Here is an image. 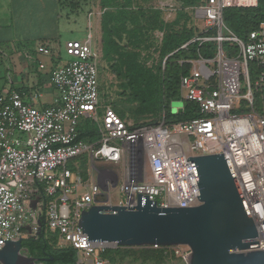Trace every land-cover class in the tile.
<instances>
[{"label": "built area", "instance_id": "2783aa9c", "mask_svg": "<svg viewBox=\"0 0 264 264\" xmlns=\"http://www.w3.org/2000/svg\"><path fill=\"white\" fill-rule=\"evenodd\" d=\"M155 5L164 11L165 21L174 18L179 6L177 0H158ZM256 5L257 0H202L188 8L193 20L203 19L202 27L196 26L200 34L180 48L195 41L216 43L212 56L187 60L189 72L180 78L181 111L183 101L195 103L198 110V116L188 120L131 125L107 107L99 138L91 142L78 138L79 118L96 120L99 102L100 51L90 32L85 41L67 40L68 58L49 70V82L60 93L49 106L26 101L20 91L1 93L0 249L7 241L38 234L39 222H44L50 233L57 234L58 246L65 247L64 242L77 250V264H109L101 256L107 244L87 240L77 217L81 209L96 204V198L105 196L111 203L110 187L117 174L97 169L95 178L83 180L67 167L68 161L85 154L91 168L97 161L123 162L125 176L119 185L123 199L111 204H135L138 193L160 207H188L200 203V193L191 160L186 159L223 154L247 203L256 232L253 241L258 240V246L245 251H264V114L254 110L252 91L253 85L264 84V23L240 38L222 19L226 7ZM162 35L155 31L157 43ZM225 41L235 46L233 52L223 50ZM142 161L148 180L140 178ZM150 247H166L165 253L184 260L190 255L186 245Z\"/></svg>", "mask_w": 264, "mask_h": 264}, {"label": "trees", "instance_id": "16d2710c", "mask_svg": "<svg viewBox=\"0 0 264 264\" xmlns=\"http://www.w3.org/2000/svg\"><path fill=\"white\" fill-rule=\"evenodd\" d=\"M60 4L77 9L76 0H57ZM147 1V0H146ZM178 8L171 21L164 20V11L155 4L141 0H99L100 39L98 43L100 61H103L118 80L120 92L133 106L130 113L137 119L148 117L147 124L161 120L164 123L185 121L198 116L197 105L183 101V111L173 112L171 103L181 99L180 78L189 72L191 64L187 61L198 57H210L216 49L214 41L191 42L180 46L200 30L194 25L193 15L188 8L198 6L202 0H177ZM225 25L238 37L245 38L248 32L264 23V0H257L255 7H226L222 11ZM155 31H162V39L157 43ZM210 33H214L211 31ZM223 50L229 54L235 46L230 42L222 43ZM151 60L149 64L148 61ZM182 61V62H181ZM256 78V71L251 79ZM253 108L264 114V84L253 85ZM100 94V87H99ZM124 99V100H125ZM245 104V101H242ZM122 113L124 107L112 106ZM144 123V124H146ZM78 138L95 141L99 138V127L78 128ZM80 158L82 157L79 156ZM78 158V157H77ZM78 171L83 180L88 179L87 158L83 155ZM43 220V219H42ZM56 233H46V225L35 239L24 238L22 247L28 256L47 252L53 261L45 264H77V250L58 246ZM166 247H115L106 249L101 256L117 261L126 257L133 260L164 262L168 252Z\"/></svg>", "mask_w": 264, "mask_h": 264}, {"label": "water", "instance_id": "95a60500", "mask_svg": "<svg viewBox=\"0 0 264 264\" xmlns=\"http://www.w3.org/2000/svg\"><path fill=\"white\" fill-rule=\"evenodd\" d=\"M187 160L198 183L199 204L160 207L137 193L136 203L129 206L108 203L103 196L81 209L77 217L81 232L87 240L109 248L186 245L190 249L186 264H264V251H245L258 246V240L253 241L250 212L228 159L205 154ZM22 242L23 238L7 241L0 249V263L38 264L39 259L22 252Z\"/></svg>", "mask_w": 264, "mask_h": 264}, {"label": "rangeland", "instance_id": "374dc122", "mask_svg": "<svg viewBox=\"0 0 264 264\" xmlns=\"http://www.w3.org/2000/svg\"><path fill=\"white\" fill-rule=\"evenodd\" d=\"M141 1L152 4L158 3V0ZM76 2L78 3L77 9L71 10L69 5L60 4L57 0H0V3L4 5V10L6 11V14H3L4 11L3 9L1 10L0 25H8L9 28V41H6L0 46V94L6 92L1 91L3 87L10 88L11 86V80L15 72L13 63L16 61V58L14 55L19 52L18 50L25 52L27 55L28 59L26 61L31 70L39 67L35 60L40 53L38 47L43 41L38 36L50 33L51 36L57 38L56 43L53 40L49 44L53 47V54L57 56L59 63L68 58L64 51V45L67 40L75 39L85 41L90 32L92 35V44L98 47L100 39L99 0H76ZM202 21V18L195 19V26L202 27ZM98 53L100 54V52ZM98 69L100 94L95 113L97 119L94 120L92 117L81 116L78 121V128L90 129L99 126L102 122L104 110L107 107L112 108L114 104L119 107H124L122 113L116 109L114 111L120 118L129 122L131 125L148 122V117L137 119L130 113L129 109H131L133 104L129 100H126L124 96L118 95L120 92L118 80H116L108 66L103 61H100V59H98ZM181 105L182 100L171 103L172 108H178ZM83 140L88 141L87 139ZM84 156L87 158L88 181L96 177L98 173L97 169L114 171L117 177L114 179L115 186L110 187V202L117 203L119 200H122L123 194L120 192L119 185L125 176L124 163L97 161L95 162V168H91L89 157L85 154ZM82 157L68 161L67 167L80 169L82 166ZM138 170L140 171V178L142 180L149 179L145 161L140 163ZM46 233H49L47 228ZM62 244L67 246L64 242ZM24 254L27 253L24 252ZM186 261L169 252L164 262L160 264H186ZM109 262L110 264H154L151 261L143 262L141 260H133L130 257L117 261L113 259L109 260Z\"/></svg>", "mask_w": 264, "mask_h": 264}, {"label": "crops", "instance_id": "0c3cea01", "mask_svg": "<svg viewBox=\"0 0 264 264\" xmlns=\"http://www.w3.org/2000/svg\"><path fill=\"white\" fill-rule=\"evenodd\" d=\"M4 8V5L0 3V14L2 9L3 14H6ZM8 29V25H0V46L9 41ZM38 37L43 41L38 47L40 53L35 60L39 67L31 70L26 61L28 59L27 55L25 52L18 50L19 52L14 55L16 58L13 63L15 72L13 73L11 86L10 88L3 87L1 91H20L26 101H32L38 107H46L56 97H60V93L49 82V70L59 64L57 56L53 54V47L49 43L53 40L56 43L57 38L51 36L50 33ZM40 48L42 50H39ZM108 263L110 264L109 261Z\"/></svg>", "mask_w": 264, "mask_h": 264}, {"label": "flooded vegetation", "instance_id": "af4514ba", "mask_svg": "<svg viewBox=\"0 0 264 264\" xmlns=\"http://www.w3.org/2000/svg\"><path fill=\"white\" fill-rule=\"evenodd\" d=\"M38 235H39V233L38 234H35V235L30 234V235L27 236V238L35 239ZM22 252L24 253V252H26V250L23 248ZM34 257L37 258V259H39L38 264L39 263L45 264V263H47L49 261H53V259L52 260L44 261V259H48L50 257H53V256H48L47 255V252H44L41 255H37V256H34Z\"/></svg>", "mask_w": 264, "mask_h": 264}]
</instances>
